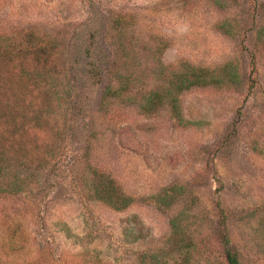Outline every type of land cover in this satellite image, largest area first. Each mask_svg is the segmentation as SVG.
I'll return each mask as SVG.
<instances>
[{
  "label": "rangeland",
  "instance_id": "374dc122",
  "mask_svg": "<svg viewBox=\"0 0 264 264\" xmlns=\"http://www.w3.org/2000/svg\"><path fill=\"white\" fill-rule=\"evenodd\" d=\"M30 27L63 46L59 132L0 138V264H227L223 227L264 264V0H0V36ZM226 63L234 82L180 93L178 114L143 110L186 65Z\"/></svg>",
  "mask_w": 264,
  "mask_h": 264
},
{
  "label": "trees",
  "instance_id": "16d2710c",
  "mask_svg": "<svg viewBox=\"0 0 264 264\" xmlns=\"http://www.w3.org/2000/svg\"><path fill=\"white\" fill-rule=\"evenodd\" d=\"M115 23L117 30L125 29L124 24L119 20ZM63 58L64 50L59 39L39 31L37 27L25 29L20 36H0V90H2L0 96L7 91L10 93L7 96V106L13 115L9 120L5 113L0 111V138L4 139L8 134L13 142L23 140L30 145H37L40 140L39 135L59 132L53 116V104L57 93L54 76L65 73ZM36 65L42 66L39 68ZM185 68L186 73L179 79L173 75L171 84H175L176 93H172L171 88L165 92L152 93L144 111L156 112L166 104H171L178 114L180 93L194 87L221 86L227 82L226 80L232 82L237 77L235 73L231 75L233 72L231 63H226L217 70L189 65ZM102 72L101 70V74ZM12 76L18 83L17 89L6 88L5 82L13 78ZM127 81L130 79L127 78ZM20 87H25L28 93L21 92ZM123 92L122 88H109L104 93L103 100L118 98ZM29 93L30 99L27 100L26 95ZM99 193L101 199L108 202L122 204L127 200L123 194H115L109 187L101 188ZM218 237L227 264H242L240 254L232 245L226 227L219 231Z\"/></svg>",
  "mask_w": 264,
  "mask_h": 264
}]
</instances>
